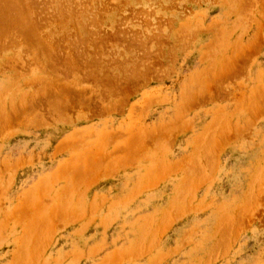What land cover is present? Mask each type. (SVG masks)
Wrapping results in <instances>:
<instances>
[{
	"label": "rangeland",
	"instance_id": "rangeland-1",
	"mask_svg": "<svg viewBox=\"0 0 264 264\" xmlns=\"http://www.w3.org/2000/svg\"><path fill=\"white\" fill-rule=\"evenodd\" d=\"M26 2L0 35V264H264V0Z\"/></svg>",
	"mask_w": 264,
	"mask_h": 264
},
{
	"label": "bare ground",
	"instance_id": "bare-ground-1",
	"mask_svg": "<svg viewBox=\"0 0 264 264\" xmlns=\"http://www.w3.org/2000/svg\"><path fill=\"white\" fill-rule=\"evenodd\" d=\"M4 1V0H3ZM21 1H23V0H6V1H4V2H2V0L0 1L1 2V4H0V8L2 7V10L0 11V35H2L3 34V32H4V29H6L7 27H9V26H11V25H19L20 23H21V25L23 24V22H30L31 20H32V16H31V13L29 14V12H27V11H24V9H23V7H22V4H21ZM46 1V0H45ZM52 1V0H51ZM54 2L56 1V0H53ZM67 1V0H66ZM69 1V0H68ZM74 1V0H73ZM79 1V0H78ZM82 1V0H81ZM139 1V0H138ZM38 2V1H37ZM44 2V1H43ZM28 3L29 2H26V0H24V8L26 7L27 8V6H28ZM34 3V2H33ZM41 3V2H40ZM56 3V2H55ZM70 3V2H69ZM75 3V2H74ZM73 3V4H74ZM45 4V3H44ZM54 5V4H53ZM65 5H66V2H65ZM79 5H80V3H79ZM49 6V5H48ZM47 6V7H48ZM59 6V5H58ZM61 6H63L62 4H61ZM56 7V5H54V7L53 8H55ZM64 7V6H63ZM63 7H59L60 9V11H59V13L61 14V12H63L64 11V9L62 10V8ZM66 7V6H65ZM75 7V6H74ZM76 7H77V3H76ZM79 7V6H78ZM81 7V6H80ZM165 7V6H164ZM49 8V7H48ZM52 8V9H53ZM82 8H83V6H82ZM57 10H58V7L56 8ZM67 9V8H66ZM65 9V10H66ZM134 9V8H133ZM7 10V12H5ZM57 10H55V11H57ZM39 11V10H38ZM67 11V10H66ZM65 11V12H66ZM139 11H141V10H139ZM58 12V11H57ZM64 12V13H65ZM137 12V11H136ZM144 12V11H143ZM43 13V12H42ZM59 13H56L57 15L59 14ZM66 13H68V14H70L69 13V11H67ZM90 13H91V11H90ZM145 13H147V12H145ZM149 13V12H148ZM48 14V13H47ZM49 14H50V12H49ZM67 14V15H68ZM93 14V13H92ZM140 14V13H139ZM44 15V14H43ZM63 15H65V14H63ZM63 15H60V17L61 16H63ZM96 16H97V14H95ZM141 15H142V13H141ZM59 16V15H58ZM95 16V17H96ZM52 17V16H51ZM94 17V16H93ZM98 17V16H97ZM143 17V16H142ZM62 18V17H61ZM68 18H71V17H68ZM56 20V19H55ZM72 20V19H71ZM74 20V19H73ZM75 20H77V19H75ZM78 20H80V19H78ZM96 20V19H95ZM17 21H18V23H17ZM50 21V20H49ZM82 21V20H81ZM33 22V20L31 21V23ZM56 22V21H55ZM98 22V21H97ZM30 23V25H33V24H31ZM160 23V22H159ZM76 24V23H75ZM97 24V23H96ZM154 23H152V25H153ZM84 25V24H83ZM168 25V24H167ZM12 27V26H11ZM32 27V26H31ZM35 27V26H34ZM86 27V26H85ZM121 27V26H120ZM21 28V27H20ZM154 28H156V26L154 27ZM11 28H9V30H10ZM34 29V28H33ZM33 29H31L30 27H29V30L30 31H32ZM65 29V28H64ZM122 29V28H121ZM3 32H2V31ZM8 30V31H9ZM16 30V29H15ZM14 30V31H15ZM18 31V30H17ZM93 31V30H92ZM123 31V30H122ZM21 32V31H20ZM33 32H34V30H33ZM33 32H32V34H33ZM105 33V32H104ZM124 33V32H123ZM10 34H11V32H10ZM79 34H80V32H79ZM88 34H89V32H88ZM120 34V33H119ZM140 34V33H139ZM9 35V34H8ZM90 35H92V32H91V34ZM161 35V34H160ZM75 36V35H74ZM78 36H80V35H78ZM94 38H95V35H94V33H93V35H92ZM123 36V35H122ZM121 36V37H122ZM126 36H127V34H126ZM125 36V37H126ZM90 37V36H89ZM92 37V38H93ZM161 37V36H160ZM79 38H81V37H79ZM93 38V39H94ZM162 38V37H161ZM82 39V38H81ZM96 39V38H95ZM95 39H94V41H95ZM126 39H128L127 37H126ZM158 40V39H157ZM71 41H73L72 39H71ZM75 41H76V39H75ZM81 41V40H80ZM3 42V41H2ZM88 42V41H87ZM144 42V41H143ZM74 43V42H73ZM131 43V42H130ZM137 43H138V41H137ZM163 43V42H162ZM76 44V43H75ZM141 44V43H140ZM159 44V43H158ZM157 44V45H158ZM71 45V44H70ZM80 45V44H79ZM86 45H87V43H86ZM98 45H99V43H98ZM137 45V44H136ZM6 46V45H5ZM100 46H102V45H100ZM120 46V45H119ZM112 47V46H111ZM114 47V46H113ZM132 48H133V46H131ZM139 47H141V46H139ZM188 47V46H187ZM63 48V47H62ZM146 48V47H145ZM102 49V48H101ZM106 49V48H105ZM110 49V48H109ZM66 50V49H65ZM73 50H75L74 48H73ZM76 51V50H75ZM117 51V50H116ZM131 51V50H130ZM129 51V52H130ZM102 52V51H101ZM112 52H113V50H112ZM107 53V52H106ZM118 53V52H117ZM102 54H104V53H102ZM118 54H120V53H118ZM94 55H95V53H94ZM175 55V54H174ZM104 56V55H103ZM68 57V56H67ZM125 57V56H124ZM94 58H95V56H94ZM98 58V57H97ZM110 58V57H109ZM136 58V57H135ZM64 59H66V58H64ZM137 59V58H136ZM97 60V59H96ZM129 60V59H128ZM133 60V59H132ZM131 60V61H132ZM110 61H111V59H110ZM114 61V60H113ZM130 61V62H131ZM98 62H99V60H98ZM112 62V61H111ZM132 62H134V61H132ZM17 63V62H16ZM76 63V62H75ZM89 63V62H88ZM12 64V63H11ZM70 64V63H69ZM74 64V63H73ZM72 64V65H73ZM136 64V63H135ZM137 65H139V64H137ZM30 66H32V65H30ZM65 66V65H64ZM101 66V65H100ZM140 66V65H139ZM115 67V66H114ZM113 67V68H114ZM134 67H135V65H134ZM12 68V67H11ZM139 68V67H138ZM87 69V68H86ZM130 69V68H129ZM71 70H72V68H71ZM91 70V69H90ZM73 72V71H72ZM94 73V72H93ZM134 73V72H133ZM107 74H108V72H107ZM113 74V73H112ZM130 74V73H129ZM64 77V76H63ZM221 80V79H220ZM107 86V85H106ZM112 90V89H111ZM56 92V91H55ZM60 92V91H59ZM48 93V92H47ZM57 93H58V90H57ZM54 94V93H53ZM264 94V93H263ZM56 95V94H55ZM61 96V95H60ZM260 97H262V96H260ZM264 97V96H263ZM262 97V98H263ZM60 99V98H59ZM261 99V98H260ZM64 102V101H63ZM66 102V101H65ZM69 103V102H68ZM47 104H48V102H47ZM60 104V103H59ZM67 105V104H66ZM62 106V105H61ZM35 107V106H34ZM60 107V106H59ZM39 108V107H38ZM37 108V109H38ZM50 108V107H49ZM48 108V109H49ZM53 108V107H52ZM55 109V108H54ZM43 110V109H42ZM51 110V109H50ZM49 110V111H50ZM56 110V109H55ZM55 110H53V111H55ZM40 111V110H39ZM38 111V112H39ZM58 111V110H57ZM63 111V110H62ZM36 113H37V110H36ZM1 114V113H0ZM4 114V113H3ZM3 114H2V116H3ZM34 114V113H33ZM38 114V113H37ZM35 115V114H34ZM48 116V115H47ZM5 117V116H4ZM222 130V129H221ZM228 133V132H227ZM110 137V136H109ZM162 143V142H161ZM76 144V143H75ZM74 145V144H73ZM77 145V144H76ZM72 146V145H71ZM160 146H162V145H160ZM165 146V145H164ZM102 147V146H101ZM133 148V147H132ZM163 148V147H162ZM140 153V152H139ZM211 154V153H210ZM114 165V164H113ZM207 177V176H206ZM84 181V180H83ZM198 182V181H197ZM205 182V181H204ZM45 189V188H44ZM2 191V190H1ZM0 191V192H1ZM32 197V196H31ZM201 209V208H200ZM56 216V215H55ZM170 217V216H169ZM58 218V217H57ZM63 218V217H62ZM56 219V218H55ZM61 220V219H60ZM162 259V258H161Z\"/></svg>",
	"mask_w": 264,
	"mask_h": 264
}]
</instances>
